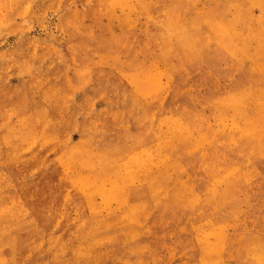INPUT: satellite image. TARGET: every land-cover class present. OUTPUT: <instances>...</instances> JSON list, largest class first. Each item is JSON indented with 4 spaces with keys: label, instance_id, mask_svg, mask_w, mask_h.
Masks as SVG:
<instances>
[{
    "label": "rangeland",
    "instance_id": "1",
    "mask_svg": "<svg viewBox=\"0 0 264 264\" xmlns=\"http://www.w3.org/2000/svg\"><path fill=\"white\" fill-rule=\"evenodd\" d=\"M0 264H264V0H0Z\"/></svg>",
    "mask_w": 264,
    "mask_h": 264
}]
</instances>
